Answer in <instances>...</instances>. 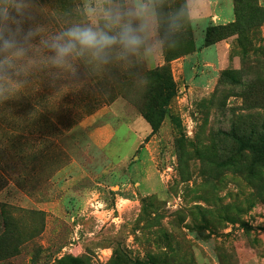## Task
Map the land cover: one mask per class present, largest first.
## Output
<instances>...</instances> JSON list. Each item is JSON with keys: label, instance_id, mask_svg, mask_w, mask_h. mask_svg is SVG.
Returning a JSON list of instances; mask_svg holds the SVG:
<instances>
[{"label": "rangeland", "instance_id": "374dc122", "mask_svg": "<svg viewBox=\"0 0 264 264\" xmlns=\"http://www.w3.org/2000/svg\"><path fill=\"white\" fill-rule=\"evenodd\" d=\"M25 2L39 34L0 100V264H264V0H199L150 68L70 72L40 44L84 0Z\"/></svg>", "mask_w": 264, "mask_h": 264}, {"label": "clouds", "instance_id": "9594fccd", "mask_svg": "<svg viewBox=\"0 0 264 264\" xmlns=\"http://www.w3.org/2000/svg\"><path fill=\"white\" fill-rule=\"evenodd\" d=\"M201 13L199 0H84L81 19L41 40L46 64L74 71L77 61L93 71L119 63L152 67ZM25 0H0V100L17 96L33 65V40Z\"/></svg>", "mask_w": 264, "mask_h": 264}, {"label": "trees", "instance_id": "16d2710c", "mask_svg": "<svg viewBox=\"0 0 264 264\" xmlns=\"http://www.w3.org/2000/svg\"><path fill=\"white\" fill-rule=\"evenodd\" d=\"M167 106H168V100H165L160 107H156L154 105L153 106L148 105V110H147L145 118L151 127L152 134H155L156 132H158L161 126L164 114L166 112ZM9 206L10 205L7 202L0 201V211L7 212V213L11 212L9 209L10 208Z\"/></svg>", "mask_w": 264, "mask_h": 264}]
</instances>
